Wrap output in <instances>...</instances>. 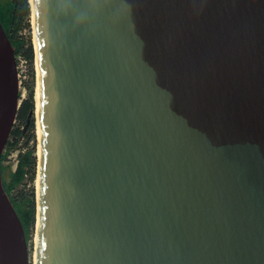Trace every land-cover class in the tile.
<instances>
[{
  "label": "water",
  "instance_id": "1",
  "mask_svg": "<svg viewBox=\"0 0 264 264\" xmlns=\"http://www.w3.org/2000/svg\"><path fill=\"white\" fill-rule=\"evenodd\" d=\"M30 11L37 264H264V0ZM16 59L0 21V264H30L1 172Z\"/></svg>",
  "mask_w": 264,
  "mask_h": 264
},
{
  "label": "trees",
  "instance_id": "2",
  "mask_svg": "<svg viewBox=\"0 0 264 264\" xmlns=\"http://www.w3.org/2000/svg\"><path fill=\"white\" fill-rule=\"evenodd\" d=\"M29 13L30 7L28 0H0V21L8 38L16 49V57L20 56L25 43L19 38L18 33L21 31L22 23L29 16ZM29 51L31 54V49ZM32 99L30 95L29 100L21 105L17 116V120L20 122H28L29 127L33 126L32 120L28 118L34 111ZM22 135L23 132L20 128L12 131L11 138H13V142H8L7 144L6 153L1 160V172L4 189L11 198L13 206L24 227L27 241L29 242L36 225L35 195L15 197L13 196V192L26 180L29 170L35 167V158L32 152L22 154L18 159L15 172L11 171V167L4 166L11 153L17 148L18 140Z\"/></svg>",
  "mask_w": 264,
  "mask_h": 264
},
{
  "label": "rangeland",
  "instance_id": "3",
  "mask_svg": "<svg viewBox=\"0 0 264 264\" xmlns=\"http://www.w3.org/2000/svg\"><path fill=\"white\" fill-rule=\"evenodd\" d=\"M29 3V0H28ZM30 7V6H29ZM31 13L27 16L22 23L21 31L18 33L25 43L19 57H16L18 66V75L20 83V105L29 100L30 95L32 96V102L34 105V111L28 118L32 120L33 126L29 127L28 122H20L16 119L13 130L20 128L23 132L22 137L18 140L17 148L11 153L5 167H11V171L15 172L18 164V159L22 154L32 152L35 158V167L29 170V174L26 180L13 192V196L20 197L21 195L31 196L32 194L36 197L37 191V156H38V129H37V103H36V60L34 54V33L32 28ZM29 49H31V54ZM31 56V59H30ZM12 130V131H13ZM9 142H13V138L10 137ZM6 153V151H5ZM28 246L30 264H37L36 255V228L34 229Z\"/></svg>",
  "mask_w": 264,
  "mask_h": 264
},
{
  "label": "bare ground",
  "instance_id": "4",
  "mask_svg": "<svg viewBox=\"0 0 264 264\" xmlns=\"http://www.w3.org/2000/svg\"><path fill=\"white\" fill-rule=\"evenodd\" d=\"M31 5H32V0H29V6H30V10H31ZM31 12V11H30ZM32 18V17H31ZM32 20V19H31ZM33 25V24H32ZM35 43V40H34ZM35 46V44H34ZM36 63V62H35ZM36 103H37V118L38 117V103H39V94H38V67H37V63H36ZM38 120V119H37ZM37 129H38V123H37ZM38 140H39V133H38ZM39 147H38V158L40 157V142H39ZM38 184V183H37ZM36 196H37V191H36ZM36 241H37V234H36Z\"/></svg>",
  "mask_w": 264,
  "mask_h": 264
}]
</instances>
